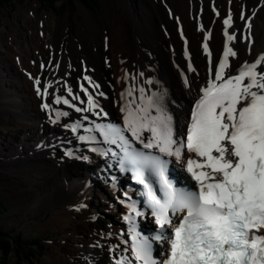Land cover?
<instances>
[{"label": "snow or ice", "instance_id": "obj_1", "mask_svg": "<svg viewBox=\"0 0 264 264\" xmlns=\"http://www.w3.org/2000/svg\"><path fill=\"white\" fill-rule=\"evenodd\" d=\"M223 24V55L210 67L190 106V119L179 132L164 102L167 91L156 82L151 94L135 84L121 91L122 123L94 122L99 138L95 134L78 137L95 143L92 152L116 160L120 171L131 172L142 187L141 200L123 194L127 231L120 233V244L109 248L113 264H264V53L230 72V57L237 56L230 46L236 39L228 30L231 13ZM246 27L251 28V18ZM204 39L203 51L210 58L208 35ZM189 69L194 71L191 65ZM82 79L99 87L88 75ZM146 83L154 81L148 78ZM183 83L190 87L187 77ZM34 84L45 100L41 107L55 112L54 119L49 115L51 123L69 116L47 103L52 82L41 86V80L34 78ZM80 88L87 97L86 108L72 102L79 96L73 95L71 87L67 92L72 100L55 95L54 103L106 117L88 88L83 84ZM64 127L75 133L81 123L77 120ZM173 161L188 174L192 183L187 187H177L171 178ZM149 215L155 227L144 234L137 218ZM158 247L163 248L159 254Z\"/></svg>", "mask_w": 264, "mask_h": 264}, {"label": "bare ground", "instance_id": "obj_2", "mask_svg": "<svg viewBox=\"0 0 264 264\" xmlns=\"http://www.w3.org/2000/svg\"><path fill=\"white\" fill-rule=\"evenodd\" d=\"M154 1L159 3L158 0ZM171 1L170 3L168 0H162L163 7L173 23H175V19L182 22L179 32L177 26L172 27L167 24L166 18L160 19L161 26L153 23L142 8L144 6L141 7V3L146 4L144 0H113L111 8H108L106 12V25L102 27L99 25L100 23H97L98 25L93 27L91 31L92 38L96 42L95 49L101 56L108 55L104 59L106 63L95 58L90 49V44L78 39V44L74 48L71 46L73 44L70 38L65 37L62 33L59 45L55 43L46 44L50 53L42 55V50H39L42 55L43 69L37 65L34 69L26 68L27 80H31L34 92L28 93L29 89H27L26 84H21L19 87L24 94L22 95L23 101L21 102L19 97L18 101L24 103L23 106L14 99L10 100L13 104H18L22 111L26 109L32 125L20 123V126L10 130L9 134L13 138L17 136L23 141L24 144H19L22 146L19 148L25 149L28 160L34 159L31 156L34 154L40 159H47L48 161L45 160L44 162L51 164L50 167L53 172L55 169L58 170L55 174L56 177L59 176L57 185L50 181L52 184L46 183L42 191L46 196L52 198L58 196L55 200L58 201L57 206L61 208V212L67 213L75 205L80 207L78 204L83 202L82 199L85 196H93L94 185L85 186L86 181L91 185L89 174H93V182L96 180L101 183L102 189L100 190L101 185L98 188L100 191L109 189L108 182L103 183V179L99 180V177L105 174L99 171V163L102 158L96 152L88 149L91 144H94L93 147H95V143L80 141L78 137L97 133L95 128L91 126L92 119L101 122L108 121V119H111L110 122H114L112 119H119L122 123V113H120L119 108L123 101H121L120 93L125 87L135 84L138 88L143 85L146 92L151 94L157 89L156 82H159L162 89L167 91L164 102L173 118L176 130L179 132L181 125L190 119V106L194 102L198 88L204 85L210 75V67L215 66L223 51V20L228 14L231 13L232 17V24L229 29L236 35V39L232 41V46L237 53L236 57H230L231 70H235L242 62L254 57L264 44L263 38L259 44L256 35L250 36L247 29L245 30L248 18H251V26H253L257 17L259 18V10L263 6L252 7L248 0H216L215 7L221 10V14L219 17H215L211 13V7L206 5L204 0ZM157 3L153 5L159 10L160 6ZM251 12H257L255 17H252ZM162 17H165V14H162ZM70 25V20H68V23H65L66 30ZM182 33H186L190 37L186 49L191 51V55L196 61L194 71L187 67V56L184 49L186 45L181 36ZM206 34L208 35L207 43L210 45V58L203 51ZM246 36L248 39H245ZM250 37L254 38L253 42H250ZM21 58L22 56H19V63H22L23 59L20 60ZM110 60L111 63L107 64ZM141 72L144 73V76L139 75ZM84 75L91 77L92 81L99 87L94 88L88 81L83 80ZM126 76L128 79H125ZM132 76L136 77L134 81L131 80ZM184 77H187L190 87L184 85ZM34 78L41 80V86L46 82H52V87L49 88V96L53 101L52 108L63 107V111L69 112L68 117H62L58 123L50 122L49 115L54 119L55 112L50 113L41 108L42 97L36 93ZM148 78L153 79L154 83L147 84ZM81 84L96 97L100 107L107 113L106 117L97 116L92 112H76L69 105L54 103L55 95L65 96L72 100V96H69L67 92V88L71 87L73 95L79 96V99L72 102L78 107L86 108L87 97L81 91ZM99 92H103L104 96H99ZM19 114L22 116L23 112ZM85 116L90 119L88 122H85ZM75 119L82 122V125L74 133L71 128H65L64 125L74 123ZM89 128L92 129V132L85 131ZM38 144L42 147L39 148ZM50 144L59 147L57 148L59 150L64 148L57 160L63 166L67 165L69 170L58 169V166L53 163L54 159L51 160L52 158L47 156ZM100 145L104 146L103 144ZM69 151L73 153L72 156L66 155ZM80 162L92 165L78 169L76 166ZM177 167L181 168L178 163ZM68 176H71L69 177L71 181L69 180L67 184L64 178H68ZM114 204L112 202V205Z\"/></svg>", "mask_w": 264, "mask_h": 264}, {"label": "rangeland", "instance_id": "obj_3", "mask_svg": "<svg viewBox=\"0 0 264 264\" xmlns=\"http://www.w3.org/2000/svg\"><path fill=\"white\" fill-rule=\"evenodd\" d=\"M204 1L211 7L212 0ZM112 2L113 0H101L97 6L90 8L80 0H69L63 9L61 4L57 3L52 7L44 4L43 0H11L0 12V200L7 206L0 212V232L14 238L15 246L24 247L26 255L22 257V264H82L79 261L83 260L79 251L80 245H84L82 246L84 249L87 244L90 246L94 244L91 250L96 252L101 248L102 236L110 232V237H114L117 233L109 221L110 217L115 216L111 214L109 208H103V215L96 223H90L85 214H73V210L82 209L77 205L71 207L67 213L61 212V208L57 206L58 201L55 200L58 196L52 198L42 191L46 183L52 184L50 181L57 185L59 176L56 177L55 174L58 170L55 169L53 172L51 164L44 162L47 159H40L34 154L31 155L34 159L28 160L25 149L17 150L22 147L19 144H24L23 141L17 136H14V139L9 134V131L18 128L20 123L32 125L26 109L22 111L18 104H13L10 99L23 106L24 103L18 101V97L21 102L23 101L24 94L19 87L21 84H26L30 90L28 93L34 92L31 80H27L23 71L25 67L34 69L36 65L40 66L42 55L50 53L46 48L47 43L59 45L63 33L65 37L70 38L73 44L71 46L74 48L78 44V39L90 44L95 58L106 63L104 59L108 55L101 56L95 49L96 42L91 31L98 25L97 23L102 27L106 25V12L111 8ZM144 2L146 4L141 3V7L144 6L142 8L153 23L161 26L160 19L166 18L167 24L176 27L177 22L173 23L171 17L167 16L162 0H158L159 3L154 0ZM260 2L261 0H248L252 7L257 5L261 7ZM154 3L160 6L159 10ZM262 6L259 18L257 17L254 22L256 24L254 35L259 44L261 39H264V2ZM215 12L212 6L211 13L215 15ZM162 14H165V17H162ZM68 20L71 25L66 30L65 23H68ZM192 28L194 29V26ZM39 50H42V55ZM17 56L18 58L22 56L21 65L17 63ZM109 57L111 58L110 55ZM111 60L107 64L111 63ZM22 112L20 116L19 113ZM89 120L85 119V122ZM47 156L52 158L51 160L54 159L53 163L58 169H70L57 160L58 154L49 153ZM69 177L71 176L64 178V181H71ZM94 183L95 190H99L101 183L96 180ZM103 204L104 202L101 203ZM16 241L21 244L17 245ZM33 247H36V250L30 252L29 249ZM2 256L3 253L0 251V258ZM16 258L18 257L12 256L6 264H17ZM0 264L4 263L0 261Z\"/></svg>", "mask_w": 264, "mask_h": 264}, {"label": "trees", "instance_id": "obj_4", "mask_svg": "<svg viewBox=\"0 0 264 264\" xmlns=\"http://www.w3.org/2000/svg\"><path fill=\"white\" fill-rule=\"evenodd\" d=\"M69 0H43V3L49 6H56L57 3L61 4V7L64 9L67 6V2ZM73 1V0H72ZM84 4H86L88 7L93 8L98 5V3L101 2V0H80ZM11 2V0H0V12L2 8L7 4ZM7 208L6 203L2 200H0V212L5 210ZM17 245H20L21 242L16 241ZM14 238L9 237L7 234L0 232V251L3 253V256L0 258V261L4 264L9 262V259L12 258V256H17V264H22L21 260L24 255V247H18L14 245ZM36 250V247H33L29 249L30 252H34ZM20 259V260H19Z\"/></svg>", "mask_w": 264, "mask_h": 264}]
</instances>
